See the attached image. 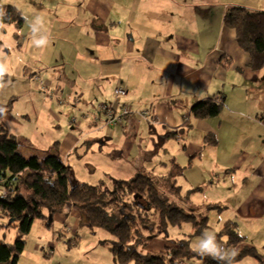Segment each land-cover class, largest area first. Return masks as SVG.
<instances>
[{
	"label": "crops",
	"instance_id": "0c3cea01",
	"mask_svg": "<svg viewBox=\"0 0 264 264\" xmlns=\"http://www.w3.org/2000/svg\"><path fill=\"white\" fill-rule=\"evenodd\" d=\"M64 3L69 6L70 0ZM77 4L75 21L85 23L78 25L79 36L92 45L82 46L81 56L72 59L82 75L70 88L72 95H78L74 107L80 121L74 120L75 131L59 148L37 149L30 142L29 153L58 150L70 165L83 145L103 150L120 134L148 136L147 124L157 155H168L166 149L175 140L190 168L208 182L206 189L221 182V200L216 204L224 209L216 211L228 214L226 224L236 223L245 238L237 251L253 248L264 256V70L250 69L236 33L224 25L229 8L264 12V0H78ZM31 70L32 77L39 74L61 84L58 70L52 71L53 78H48L50 70L45 77L38 67ZM118 87L128 92L119 101L114 96ZM50 94L55 96L54 91ZM208 101L219 103L220 114L197 119L193 110ZM100 105H115L117 111L131 107L133 113L111 128L104 123ZM69 108L74 112L73 106ZM143 112L149 113V121L140 116ZM128 149L124 144L109 155L114 166L128 165L127 181L134 178V166L151 154L149 148H141L130 158ZM202 189L199 185L195 192ZM67 211L69 216L77 212L72 206L63 214Z\"/></svg>",
	"mask_w": 264,
	"mask_h": 264
},
{
	"label": "rangeland",
	"instance_id": "374dc122",
	"mask_svg": "<svg viewBox=\"0 0 264 264\" xmlns=\"http://www.w3.org/2000/svg\"><path fill=\"white\" fill-rule=\"evenodd\" d=\"M64 1L2 0V4L20 9L26 22L21 30L10 25L0 29V62L7 65L9 75L8 82L0 87V103L13 102L11 107L13 118L12 116L10 119L0 118V128L5 127L9 134L27 139L37 149L52 146L59 148V143H64L67 135L75 131L77 123L74 120L80 121L74 107V99L78 98V95H72L70 88L82 75L79 74L78 65H74L73 60L81 56L79 50L82 46L92 45L88 44L90 39L79 36L81 28L78 25L81 26L83 23L75 21V14L78 12L79 15L80 10L78 0H70L69 6H66ZM38 15L43 18V31L49 38L48 45L43 48H37L31 42L30 24ZM83 25L85 26V23ZM74 66L75 70H72ZM35 67L40 69L39 72L44 77L50 70L48 78H53L52 71L58 70L61 84L57 85L54 79H44L38 76L39 74L32 77L31 69ZM34 81L42 83L45 91L38 89L39 87L42 89V85L37 83V88ZM51 84L55 89L50 87ZM53 91L54 97L50 94ZM61 100L64 101L62 105ZM72 106L74 112L69 108ZM113 107L116 110V106ZM120 110L116 112L119 113ZM144 127L145 131L148 130V136L145 133H139V136L131 133L120 134L117 138L111 139L109 147L103 150L99 146L83 145L69 161L68 166L73 170L71 185L76 182L91 186L102 185L105 191L112 194L116 181H127L125 179H129L130 175L127 172V164L114 166L109 155H113L124 144L129 145L127 154H131L130 158H134L141 148H149L148 153L151 154L148 155V160L146 157V160L143 159L138 166H134L133 177L139 174L147 175L159 189L162 199L174 208H179L187 214H194L198 218V223L208 218V227L196 225L194 222L182 226L169 225L167 234H159L139 246L137 250L145 256L160 253L177 242L188 241L189 249L192 251V242L203 230L208 229L217 235L230 220L226 213L208 210L209 205H220L216 203L221 200V182L213 181L212 183H215L212 187L206 189L205 184L208 182L205 183V179L196 168H190L186 155L182 154L183 151L179 149L180 145L175 140L172 141L170 150L166 149L168 155H157L155 149L157 146L150 141L154 137H150L148 125L144 124ZM177 137L180 139L179 135ZM21 153L26 157L33 156L29 153L28 146H24ZM175 161L180 163L179 166L172 165ZM199 185L203 187L202 192H195ZM22 194L26 197L31 196L25 189H22ZM2 195L3 189L0 188V197ZM125 203L134 205L131 214L154 219L153 211L147 210V203L142 197L128 196ZM112 211L108 208L111 216ZM44 214L48 218L36 220L30 234L26 236L25 250L18 264H119L111 251L115 238L105 230L91 229L84 215L73 212L69 216L67 211L66 214L52 217L47 208H44ZM18 236L19 229L0 213V241L14 244ZM254 263L256 260L251 257L234 262ZM184 264H200V261L192 259Z\"/></svg>",
	"mask_w": 264,
	"mask_h": 264
},
{
	"label": "trees",
	"instance_id": "16d2710c",
	"mask_svg": "<svg viewBox=\"0 0 264 264\" xmlns=\"http://www.w3.org/2000/svg\"><path fill=\"white\" fill-rule=\"evenodd\" d=\"M0 10L3 12L0 15V29L9 25L17 30L23 29L26 19L20 9L4 5L0 0ZM224 25L236 33L239 48L249 57L250 69L264 70V12L232 7L226 11ZM8 79L6 73L3 85ZM12 103H0V110H3L0 112L1 119H10ZM221 109L216 101H208L196 106L193 113L197 119L203 120L217 117ZM24 146H29L27 139L9 134L5 127L0 128V188L3 189L0 213L19 229L14 244L0 241V264H18L25 250V238L30 234L34 222L48 218L44 208L54 217L66 212L70 206L86 217L91 229L105 230L115 238L111 251L119 264H184L192 259H198L200 264H217L211 258L190 251L188 241L177 242L156 254L144 256L138 252L139 246L159 234H167L169 225L182 226L194 222L208 227V218L198 223L194 214L174 208L162 199L159 189L147 175L139 174L128 181H116L112 194L105 191L102 185L78 182L71 185L73 170L62 160L58 150L26 157L21 153ZM22 189L31 196H23ZM131 195L140 196L146 201L147 210L154 213L153 220L130 213L134 211V205L125 201ZM108 208L113 210L112 216ZM223 209L220 205L208 206V210ZM216 236L224 246L235 249L245 241L234 222L227 223ZM248 257L264 264V256L247 247L237 251L234 262Z\"/></svg>",
	"mask_w": 264,
	"mask_h": 264
},
{
	"label": "clouds",
	"instance_id": "9594fccd",
	"mask_svg": "<svg viewBox=\"0 0 264 264\" xmlns=\"http://www.w3.org/2000/svg\"><path fill=\"white\" fill-rule=\"evenodd\" d=\"M0 15H3L2 10H0ZM43 28V18L38 15L30 24L31 42L37 48H43L49 43L48 35L44 33ZM7 72V65L0 62V87H3V77ZM192 251L199 256L211 258L217 264H234L237 255V249L225 247L217 240L216 233L208 229L203 230L200 236L192 242Z\"/></svg>",
	"mask_w": 264,
	"mask_h": 264
},
{
	"label": "built area",
	"instance_id": "2783aa9c",
	"mask_svg": "<svg viewBox=\"0 0 264 264\" xmlns=\"http://www.w3.org/2000/svg\"><path fill=\"white\" fill-rule=\"evenodd\" d=\"M126 94H127L126 90H124L122 87H118L115 91L114 96L117 100H119V98L126 96ZM100 110L105 115V121H104L105 125L110 127H114V125L117 124H122L124 119L133 113L131 109L127 107L122 108L120 112L117 113L113 105L111 106L102 105L100 107ZM140 116L146 120L150 119V115L148 112L140 113Z\"/></svg>",
	"mask_w": 264,
	"mask_h": 264
}]
</instances>
